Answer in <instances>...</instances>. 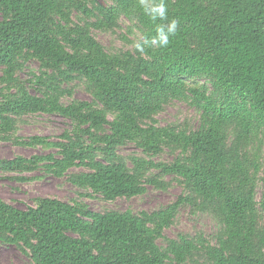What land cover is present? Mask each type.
Here are the masks:
<instances>
[{
	"label": "trees",
	"instance_id": "obj_1",
	"mask_svg": "<svg viewBox=\"0 0 264 264\" xmlns=\"http://www.w3.org/2000/svg\"><path fill=\"white\" fill-rule=\"evenodd\" d=\"M122 19L140 38L122 35L130 49L108 53L93 33ZM30 62L37 71L20 80ZM79 85L90 101L72 100ZM175 101L195 110L194 128L158 125ZM34 115L68 120L70 130L17 136ZM4 142L48 152L0 159L2 177L28 182L42 171L79 190L71 203L41 197L25 210L0 199V244L31 264H264V0H0ZM126 145L141 155H120ZM164 152L172 161L154 160ZM173 182L180 195L150 212L82 202ZM184 208L210 217L215 233L165 237Z\"/></svg>",
	"mask_w": 264,
	"mask_h": 264
},
{
	"label": "rangeland",
	"instance_id": "obj_2",
	"mask_svg": "<svg viewBox=\"0 0 264 264\" xmlns=\"http://www.w3.org/2000/svg\"><path fill=\"white\" fill-rule=\"evenodd\" d=\"M130 26L127 21L122 19L119 22V29L114 32H94L97 41L104 47L108 53H115L120 50L130 49L121 36L126 35L129 40L140 38L137 30L133 29L131 34L127 33V27ZM36 62L27 64L26 69L17 74L20 80L29 78L28 74L37 71ZM72 100L90 101V96L84 91L82 85L76 87ZM67 102V100H65ZM159 126H166L170 123H186L191 128L196 126L195 110L183 102H173L167 105L164 110L156 117ZM71 124L68 120L58 116L50 115H34L24 118L22 124L18 126L17 136L28 138L31 136L49 137L56 140L64 131H69ZM41 148H23L13 146L10 143H0V159H12L16 156L30 158L34 155L45 154ZM122 156L141 155L133 145H126L119 150ZM173 156L168 152H164L159 157H155V161L170 162ZM83 169H72L70 173L85 172ZM26 177L33 178L28 182H17L8 179L6 176L0 175V199L17 209L25 210L27 207L33 206V200L41 197L55 198L62 202L71 203L77 199L79 190L70 185L65 178L56 179L52 176L37 171L33 174H27ZM182 192V187L176 183H172L166 191L154 190L147 188L145 195L130 200L116 199L113 202H105L100 196L93 198H83L87 207L93 212L105 211H131L134 214L140 212H150L159 209L173 202ZM188 234L194 236L202 233L206 238L215 233L213 221L204 214H194L189 209L180 210L175 224L164 231L167 238H175L178 234ZM0 264H31L28 256L24 255L13 246H3L0 244Z\"/></svg>",
	"mask_w": 264,
	"mask_h": 264
},
{
	"label": "clouds",
	"instance_id": "obj_3",
	"mask_svg": "<svg viewBox=\"0 0 264 264\" xmlns=\"http://www.w3.org/2000/svg\"><path fill=\"white\" fill-rule=\"evenodd\" d=\"M161 15H163V8L160 9ZM178 22L176 20H173L168 28V33L174 34L176 27H177ZM161 46H167L168 40L167 37L165 36L163 39L159 41Z\"/></svg>",
	"mask_w": 264,
	"mask_h": 264
}]
</instances>
